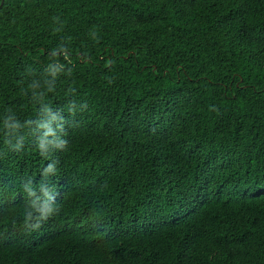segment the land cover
I'll use <instances>...</instances> for the list:
<instances>
[{"label": "trees", "instance_id": "trees-1", "mask_svg": "<svg viewBox=\"0 0 264 264\" xmlns=\"http://www.w3.org/2000/svg\"><path fill=\"white\" fill-rule=\"evenodd\" d=\"M0 264H264V0H4Z\"/></svg>", "mask_w": 264, "mask_h": 264}, {"label": "water", "instance_id": "water-1", "mask_svg": "<svg viewBox=\"0 0 264 264\" xmlns=\"http://www.w3.org/2000/svg\"><path fill=\"white\" fill-rule=\"evenodd\" d=\"M3 2H4V0H2V1H1V4H0V6L3 4Z\"/></svg>", "mask_w": 264, "mask_h": 264}]
</instances>
